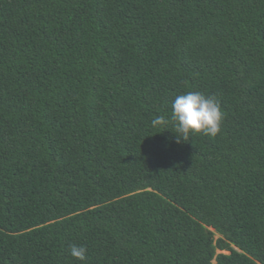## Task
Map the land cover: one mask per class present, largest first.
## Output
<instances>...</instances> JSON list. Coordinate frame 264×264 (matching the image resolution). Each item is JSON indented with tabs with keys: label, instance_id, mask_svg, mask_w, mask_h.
<instances>
[{
	"label": "trees",
	"instance_id": "trees-1",
	"mask_svg": "<svg viewBox=\"0 0 264 264\" xmlns=\"http://www.w3.org/2000/svg\"><path fill=\"white\" fill-rule=\"evenodd\" d=\"M0 264H264V0H0Z\"/></svg>",
	"mask_w": 264,
	"mask_h": 264
},
{
	"label": "clouds",
	"instance_id": "clouds-1",
	"mask_svg": "<svg viewBox=\"0 0 264 264\" xmlns=\"http://www.w3.org/2000/svg\"><path fill=\"white\" fill-rule=\"evenodd\" d=\"M171 109L170 122L177 143H186L197 134L215 138L220 132L223 112L215 96L188 91L175 97ZM168 123L169 119L159 115L151 121V126L160 128ZM86 252L83 246L72 245L70 248V255L79 261L86 260Z\"/></svg>",
	"mask_w": 264,
	"mask_h": 264
},
{
	"label": "rangeland",
	"instance_id": "rangeland-1",
	"mask_svg": "<svg viewBox=\"0 0 264 264\" xmlns=\"http://www.w3.org/2000/svg\"><path fill=\"white\" fill-rule=\"evenodd\" d=\"M217 238H219V236L218 235H215V239H217ZM225 254H228V253L225 252Z\"/></svg>",
	"mask_w": 264,
	"mask_h": 264
}]
</instances>
